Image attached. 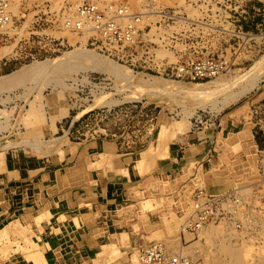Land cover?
Here are the masks:
<instances>
[{
  "label": "rangeland",
  "instance_id": "rangeland-1",
  "mask_svg": "<svg viewBox=\"0 0 264 264\" xmlns=\"http://www.w3.org/2000/svg\"><path fill=\"white\" fill-rule=\"evenodd\" d=\"M86 1L95 2L81 3ZM124 1L131 3L99 0L102 5ZM70 2L17 0L15 32L0 33V49L10 50L0 53V77L36 61H51L81 45L70 42L65 32L55 36L51 23L55 10ZM142 8L154 20L149 16L142 21L145 26H139L134 45L100 50L89 38L83 47L127 72L183 84L216 81L175 77V68L184 61L201 54L214 56L225 63L219 79L234 81L212 99L214 104L194 110L195 101L156 95L154 90L132 84L128 87L126 80L89 68L87 62L84 70L69 65L56 71L52 68L11 88H1L0 264L18 260L29 264H133L131 255L161 242L148 244L146 239L163 233L174 220L180 224L175 232L180 243L192 246V253L187 254L192 264H225L216 258L212 246L222 238L245 245L241 248L247 264L258 253L264 255V72L236 100L221 105L223 94L237 92L256 72L257 62L264 60V0H159ZM159 49L173 55V61H162L157 56ZM55 138H60L56 147L48 146L46 142ZM36 141L41 145L30 146ZM248 143L246 151L243 147ZM102 144L115 146L116 154L125 158L124 170L116 173L128 182L116 186L117 196H104L95 205L89 191L94 188L103 194L106 174L114 172L104 164ZM246 157L252 158L250 165ZM216 177L224 183L221 195L229 200L224 207L230 215L209 246L200 233L182 234L180 229L190 214V197L202 183L210 186ZM111 189L114 186L107 192ZM232 197L239 199L237 205ZM26 253L32 259H26Z\"/></svg>",
  "mask_w": 264,
  "mask_h": 264
},
{
  "label": "bare ground",
  "instance_id": "bare-ground-1",
  "mask_svg": "<svg viewBox=\"0 0 264 264\" xmlns=\"http://www.w3.org/2000/svg\"><path fill=\"white\" fill-rule=\"evenodd\" d=\"M54 1H56V0H54ZM81 1L82 0H71V4H70V6H76V5H78L79 3H81ZM92 1H97V3L99 4V5H101L103 8H104V4L102 5L100 2H99V0H92ZM158 1L159 0H155V2L156 3H158ZM171 1V0H170ZM175 1V0H174ZM14 2V1H13ZM12 2V4H11V7H10V10H11V13H12V15L13 14H15V13H17V11H18V8H17V4L18 3H13ZM129 2H131L130 3V5H129V8H130V10H132V12H134V11H138L137 13H144V12H141V11H144V8H142V7H144L147 3H143V2H141V0H129ZM78 3V4H77ZM118 3V2H117ZM61 5H63V4H61ZM57 6H58V3H57ZM157 7H158V5H156ZM187 6V5H186ZM192 6V5H191ZM42 7H44V6H42ZM62 6H59V8L56 10V11H58L60 8H61ZM155 7V6H154ZM153 8V7H152ZM188 8V7H187ZM192 10V9H191ZM195 11V10H194ZM193 11V12H194ZM192 12V13H193ZM190 13V12H189ZM192 13H191V15H192ZM145 14V13H144ZM150 14V13H149ZM162 14V13H161ZM69 15L71 16V14L69 13ZM143 15V14H142ZM199 15V14H198ZM151 18H152V16L151 15H149ZM148 13L145 15V17H144V20H147L148 19ZM156 17V16H155ZM179 17V16H178ZM198 17V16H197ZM153 19V18H152ZM154 20V19H153ZM183 20H184V18H183ZM214 20V19H213ZM146 24V23H145ZM166 24V23H165ZM13 25V22L11 23V24H8V25H6V26H4V27H0V33H4V34H13L14 32H15V29H13L14 27L12 26ZM144 25V23H142V24H140L139 26L140 27H142ZM181 25H183V24H181ZM138 26V28H140ZM145 26V25H144ZM177 27H179V26H177ZM198 27V26H197ZM143 28V27H142ZM141 29V28H140ZM159 29V28H158ZM166 29H168V28H166ZM23 28L21 29V30H19L18 31V33L20 34V35H22V34H24V33H22L23 31ZM142 31V30H141ZM173 31V30H172ZM174 31H176V29L174 30ZM199 31V30H198ZM25 32V31H24ZM63 32H65V35L67 36V38H68V40L70 41V42H72L73 44H75V43H77V42H75V41H78L81 45L79 46V47H75L73 50H71V51H69V52H65L62 56H60V57H57V58H55V59H53V60H46V61H44V62H38V61H36V62H33V63H31L30 65H28V66H23L21 69H19V70H17V71H15V72H13L12 74H10V75H7V76H1L0 77V89L1 88H5V87H9V88H11V87H13V85H16L17 83H19L20 84V81H21V83H23L22 82V80H29V79H32V78H34V76L35 75H38L39 76V74H41V73H43V72H47L48 70H50V69H52V68H55V71L58 69V68H60V67H62L63 66V68H65V67H67L68 65L69 66H73L74 68L76 67V69L75 70H77L78 68L79 69H82L83 68V70L84 69H87V67L85 66L86 64H85V62H87L88 63V67L89 68H95V70L97 69V70H101V71H107V72H110V73H112V74H114L115 76H116V78H118V79H120V81L121 80H126V82L129 84V86L128 87H130V85L132 84V85H134V87H138V88H142V87H144L145 89H147V90H154L153 92H157V93H160V94H164V95H168V96H176V98H182V99H184V100H186V99H188V100H192V101H195L196 102V106H192L193 108V110H194V108H197V107H203V106H206V103H208V104H211L212 103V99L216 96V95H218L220 92L222 93V91H224V90H226V89H228V87H230V84L234 81H232V82H229V81H227L226 80V82H228V83H226L225 81V83H223V80L221 79H219L220 77H217L215 80L216 81H212V82H209V83H204V84H183V83H176L175 81H168V80H160L159 78L158 79H156V78H154V77H146L145 78V76H142V75H136V74H134V73H131V72H127L125 69H122V68H120V67H118L117 65H115V64H113L110 60H108L107 58H105V57H103V56H101V55H98V54H96L95 52H93V51H91V50H89V49H86V47H83V43H85V41H86V39H87V34L85 33L83 36H77V35H74V34H71V33H69V32H67V31H63ZM22 33V34H21ZM173 33V32H172ZM17 34V33H16ZM56 35H59L58 33L56 34ZM61 35V34H60ZM157 35V34H156ZM178 35V34H177ZM8 36V35H7ZM14 36H15V34H14ZM192 36V35H191ZM76 38V39H75ZM18 39V38H17ZM207 40V39H206ZM75 42V43H74ZM16 43V42H15ZM180 44V43H179ZM11 45V44H10ZM134 45V44H133ZM13 46V44L11 45V47ZM131 46V45H130ZM202 46V45H201ZM214 46V45H213ZM6 47V46H5ZM175 47V46H174ZM194 47H196V46H194ZM12 49V48H11ZM164 49V48H163ZM204 49V48H203ZM128 50H129V48H128ZM0 53H2L3 55L4 54H7L10 50L8 49V48H1L0 49ZM168 51H165V50H158L157 51V56L160 58V59H163L162 61H173V55L171 56V54L170 53H167ZM172 53V52H171ZM1 54V55H2ZM182 55V54H181ZM262 58H263V56H262ZM181 60H184V59H181ZM78 63V64H77ZM257 63H259V67H257V70H256V72H253L250 76H248L247 78H246V81H245V85H241L242 87L240 88V87H238L240 84H239V82H237L238 83V85L236 84V86L239 88V90L237 91V92H234V93H227V94H223V96H222V98H223V100H222V102H221V105L222 104H226V103H228V102H231V101H234V100H236L238 97H239V95L241 96L243 93H245V91H247V90H249L252 86H254L255 84H256V82H257V80H258V77L261 75V73L262 72H264V60H263V62H262V60H261V64H260V62H257ZM72 64H77L78 66H74V65H72ZM80 66V67H79ZM255 66V65H254ZM254 66H252V67H254ZM256 66H257V64H256ZM255 66V67H256ZM253 70H255V69H253ZM59 71V70H58ZM65 72V71H64ZM63 72V73H64ZM72 72V71H71ZM71 72H69L68 71V73H67V76L68 75H70V77H71ZM55 73V72H54ZM56 74H58V73H56ZM250 74V73H249ZM46 75V74H45ZM59 75V74H58ZM57 75V76H58ZM245 75V74H244ZM41 76V75H40ZM47 76V75H46ZM65 76H66V74H65ZM113 76V75H112ZM50 77V76H49ZM60 77H61V75H60ZM59 77V78H60ZM223 77V76H222ZM46 78V77H45ZM67 78V77H66ZM69 78V77H68ZM72 78V77H71ZM237 78V77H236ZM236 78H233V79H236ZM58 79V78H57ZM162 79V78H161ZM218 79V80H217ZM228 79V78H227ZM220 80V81H219ZM225 80V79H224ZM232 80V79H231ZM222 81V82H221ZM240 81H243V80H240ZM119 82V81H118ZM243 84V83H242ZM124 84H122V86H123ZM234 85V84H233ZM127 87V86H126ZM133 88V87H132ZM144 88H143V90H144ZM134 89V88H133ZM132 90V89H131ZM231 90V89H230ZM137 91V90H136ZM227 91H229V90H227ZM142 92V91H141ZM146 92V91H145ZM150 92V91H149ZM155 93H154V95H155ZM156 93V95H158ZM130 94H132V93H130ZM129 94V95H130ZM136 94V93H135ZM124 95V94H123ZM126 95V94H125ZM133 95V94H132ZM132 95H130V96H132ZM149 95H151V94H149ZM153 95V94H152ZM220 95H222V94H220ZM135 96V95H134ZM219 96V95H218ZM217 96V97H218ZM125 97H129L128 96V94H127V96H125ZM139 97H141L140 95H139ZM151 97V96H150ZM155 97V96H154ZM156 97H158V96H156ZM161 97V96H160ZM221 97V96H220ZM130 98H132V97H130ZM174 98V97H173ZM125 99H127V98H125ZM137 99H139V98H137ZM171 99V98H170ZM177 99V100H178ZM217 99V98H216ZM215 99V100H216ZM104 100H105V98H104ZM104 100H103V102H104ZM130 100V99H129ZM134 100H135V97H134ZM175 100V99H174ZM211 100V102L209 103V101ZM221 100V99H220ZM106 101V100H105ZM111 101V100H110ZM124 101V100H123ZM131 101V100H130ZM182 101V100H181ZM187 101V100H186ZM192 101L190 102V103H192ZM208 101V102H207ZM174 102H176V101H174ZM215 102H217V101H215ZM96 103V102H95ZM102 103V102H101ZM176 103H178V102H176ZM218 103H219V101H218ZM99 104V103H98ZM109 104V103H108ZM112 104H114L113 102H112ZM111 104V105H112ZM175 104V103H174ZM180 104V103H179ZM183 104V103H182ZM212 104H214V103H212ZM110 105V106H111ZM185 105V104H184ZM194 105V104H193ZM211 106V105H210ZM188 107V106H187ZM190 107V106H189ZM236 109V108H235ZM182 110V109H181ZM185 110H188V108L187 109H185ZM197 111V110H196ZM248 112V111H247ZM59 114L61 113V111L60 112H58ZM187 113H189V111H186V114ZM248 114V113H247ZM235 116V115H234ZM187 117V116H186ZM55 118H59L58 116H56ZM238 120V119H237ZM243 124V123H242ZM251 130V129H250ZM59 139L60 138H55V139H52V140H50L49 142H46L47 143V145L49 144V145H51L52 147L53 146H55L56 147V143L59 141ZM33 140V139H32ZM25 141H27V140H25ZM24 141V142H25ZM31 141V140H30ZM38 141V140H37ZM34 142V143H32V144H30V143H27L26 145H28V144H30V146H32V147H38V146H40L41 144L40 143H38V142ZM20 142V141H19ZM39 142H40V140H39ZM43 142V141H42ZM12 143V142H11ZM14 143V142H13ZM17 143V142H16ZM21 143H22V141H21ZM20 143V144H21ZM255 143V142H254ZM7 144V143H6ZM25 144V143H24ZM42 145H44V144H42ZM47 145H44V147L45 146H47ZM48 145V146H49ZM4 146H5V144H4ZM14 146V145H13ZM51 146H50V148H51ZM249 143L248 144H246V145H244V149L246 150V151H248V149H249ZM2 147H3V145H2ZM10 147V146H9ZM14 147H16V146H14ZM55 147H53V148H55ZM256 147V146H255ZM36 148H34V149H36ZM42 148V147H41ZM33 149V150H34ZM261 149V148H260ZM39 150V149H38ZM45 150V149H44ZM47 150H48V148H47ZM47 150L44 152V153H46L47 152ZM51 150V149H50ZM262 150V149H261ZM40 151V150H39ZM34 152H36V151H34ZM38 152V151H37ZM41 152H42V149H41ZM260 152V151H259ZM38 154H40V153H38ZM262 154V153H261ZM1 157H3V156H1L0 155V163H1ZM211 157V156H210ZM258 157H259V155H258ZM257 157V158H258ZM246 159L249 161V163H248V165H250L251 164V161H252V158L251 157H246ZM260 161H261V159H260ZM263 161V160H262ZM20 163V162H19ZM185 163V162H184ZM264 163V162H263ZM263 165V164H262ZM185 166V165H184ZM261 166V165H260ZM12 167V166H11ZM188 167H190V166H188ZM263 167V166H262ZM181 168V167H180ZM187 168V167H186ZM177 170V169H176ZM263 170V169H262ZM264 171V170H263ZM216 174V173H215ZM211 179V178H210ZM213 179V180H212ZM211 179V182H210V186H205L203 183L200 185L201 187L199 188V190H201V191H203V192H205V193H207V194H210V195H215V194H219L220 193V195H221V189L223 188V182L221 181V179H219V178H217L216 177V179L215 178H212ZM243 185V184H242ZM241 186V185H240ZM245 186V185H244ZM240 188V187H239ZM238 188V189H239ZM231 189V188H230ZM247 189V188H246ZM228 190V189H227ZM235 190H236V188H235ZM242 190V189H241ZM226 191V190H225ZM224 191V192H225ZM245 191V190H244ZM230 192V191H229ZM232 192V191H231ZM237 192H240V190H237ZM214 193V194H213ZM246 193V192H245ZM232 194V193H231ZM235 194V193H234ZM223 195V194H222ZM221 195V196H222ZM224 195H227V194H224ZM226 197V196H225ZM238 197V196H237ZM240 197H242V196H240ZM191 198V197H190ZM189 198V199H190ZM227 198V197H226ZM233 198V197H232ZM239 198V197H238ZM227 200V199H226ZM239 200V199H238ZM190 201H191V199H190ZM231 202V201H230ZM241 202V201H240ZM227 203H229V202H227ZM230 204V203H229ZM234 204V203H233ZM241 204V203H240ZM235 205V204H234ZM237 205V204H236ZM226 206V205H225ZM241 206V205H240ZM228 207V206H227ZM237 208H238V206H237ZM224 209H226V207H224ZM239 209V208H238ZM188 211V210H187ZM190 211H191V207H190ZM235 212H236V209H235ZM238 212V211H237ZM187 214H189L188 212H186ZM232 213V212H231ZM173 215V214H172ZM184 215V214H183ZM235 215H236V213H235ZM241 216V215H240ZM173 217V216H172ZM172 217H170L171 219H172ZM184 217V216H183ZM183 217H181V218H183ZM235 217H237V216H235ZM175 219H176V217H174ZM187 218V217H186ZM186 218H184V220L186 219ZM178 219V218H177ZM183 220V221H184ZM224 221V220H223ZM223 221H220L218 224H217V226H212V225H214V224H207L205 227H203L202 229H201V231L199 232L200 233V235H203L204 237L203 238H205V240L207 241V243L208 244H210L209 246H211V244L212 243H214V238H217V237H214V234H216V232H219V228H222L223 229V227L221 226V224L223 225ZM73 222V221H72ZM244 222V221H243ZM165 223V222H164ZM167 223V222H166ZM182 223V222H181ZM233 224V223H232ZM177 225H180V224H178V221H176V220H174L173 222H169L168 224H166V228H165V230L163 231V233H159L158 235H154V233L152 234V235H154V236H152V235H150V237H149V239H146V240H148V244L150 243V242H153V241H161L163 244H165L166 245V247H167V249L171 252V253H174V250H177L178 249V251L177 252H175V253H179V254H182V255H186L187 256V254L189 255V253H192V251L193 250H191L190 248L192 247H184V243L183 244H181L180 242H181V239H180V235H179V233H177V234H175V232L176 231H179V229L178 230H176L178 227H177ZM241 225V224H240ZM221 226V227H220ZM226 227V226H225ZM235 228H237V227H235ZM240 228H241V226H240ZM181 229H182V226H181ZM180 229V230H181ZM230 229V228H229ZM160 230V229H159ZM226 230V229H225ZM224 230V231H225ZM161 231V230H160ZM222 231V230H221ZM223 231V232H224ZM229 231V230H228ZM232 231V230H231ZM230 231V232H231ZM234 231V230H233ZM154 232V231H153ZM157 233V232H156ZM224 233H226V231L224 232ZM223 233V234H224ZM228 233V232H227ZM175 234V235H174ZM236 234V233H235ZM240 234H242V233H240ZM239 234V235H240ZM169 235H172V237H170ZM179 235V236H178ZM190 235V234H189ZM229 235V234H228ZM234 235V234H233ZM186 236H188V235H186ZM195 236V235H194ZM197 236H199V235H197ZM219 236V235H218ZM235 236H237V234L235 235ZM231 237V236H230ZM2 238V237H1ZM221 238H222V236H221ZM242 238V237H241ZM188 239H190V238H188ZM225 239H227V238H225ZM224 238H222V239H220L219 240V243H214L212 246H213V248L215 249V251L214 252H217V256H216V258L217 259H221L223 262L222 263H225V264H247V262H245V257H244V251H243V249L241 248V247H244L245 245H241V246H239V245H236V244H232V243H230L229 241H227V242H229V243H227L226 241H224L225 240ZM204 240V241H205ZM230 240V239H229ZM143 241V240H142ZM187 241H189V240H187ZM192 241V240H191ZM246 241V240H245ZM192 243V242H191ZM198 243V242H197ZM245 243V242H244ZM264 243V242H263ZM201 244V243H200ZM199 243H198V245H200ZM205 244V243H204ZM194 245V244H193ZM264 245V244H263ZM21 246V245H20ZM207 246V245H206ZM206 246H205V248H206ZM262 247V246H261ZM264 247V246H263ZM138 248V247H137ZM204 248V247H203ZM202 248V249H203ZM17 249V248H16ZM198 249V248H197ZM201 249V248H200ZM201 249V250H202ZM211 249V248H210ZM209 249V250H210ZM3 250H4V247H3ZM207 250V249H206ZM1 251H2V248H1ZM6 251V250H5ZM134 251V250H133ZM198 252L200 251L199 249L197 250ZM211 251H213V250H211ZM254 251V250H253ZM262 251H263V249H262ZM132 252V251H131ZM195 252H196V250H195ZM201 252V251H200ZM213 252V253H214ZM259 252H260V250H259ZM1 253V252H0ZM133 253V252H132ZM138 253V254H137ZM139 253H140V251L138 250V251H135L132 255H131V257L129 258V261H131L133 264H140V255H139ZM207 253H210V252H207ZM204 254H205V252H204ZM256 254V253H255ZM128 255V254H127ZM213 254H211V256H212ZM216 255V254H215ZM32 257L33 256H31V254H29V253H26V256H25V258L26 259H32ZM214 257V256H213ZM250 257H251V255H250ZM244 258V259H243ZM5 259V258H4ZM34 260L35 259H37L36 257L35 258H33ZM214 259V258H213ZM220 260V261H221ZM36 261V260H35ZM247 261V260H246ZM250 262V264H264V255H262V253H260V255H259V253H258V256H256L255 258H253L252 260H250L249 261ZM37 264H38V262H37ZM212 264V263H211Z\"/></svg>",
  "mask_w": 264,
  "mask_h": 264
},
{
  "label": "built area",
  "instance_id": "built-area-1",
  "mask_svg": "<svg viewBox=\"0 0 264 264\" xmlns=\"http://www.w3.org/2000/svg\"><path fill=\"white\" fill-rule=\"evenodd\" d=\"M13 1L17 0H0V27L13 22L10 10ZM141 2L152 4L155 0ZM142 14L132 13L125 1L118 4L112 2L104 5V8L97 2L86 1L76 6L66 4L58 11L55 10L51 15V23L55 29V36L63 31L77 36L86 33L87 39L90 38L88 42L92 40V46L111 51L113 48H124L134 43L139 32L138 26L145 17V14ZM61 39L63 43L64 39ZM224 65L225 63L218 57L201 54L179 64L175 68V77L192 82L211 80L224 73ZM230 199H233L234 204L239 202L238 198ZM226 201L229 200L223 196H212L201 190L194 192L190 201V214L182 225V234L194 235L207 224L223 221L230 215L223 208ZM236 227L239 228L238 225ZM139 255L140 264H192L188 256L171 253L162 242H153L145 246Z\"/></svg>",
  "mask_w": 264,
  "mask_h": 264
},
{
  "label": "crops",
  "instance_id": "crops-1",
  "mask_svg": "<svg viewBox=\"0 0 264 264\" xmlns=\"http://www.w3.org/2000/svg\"><path fill=\"white\" fill-rule=\"evenodd\" d=\"M100 151H101V155L105 156L107 158L106 163H104L108 169L110 167V169H113V173L109 172L111 170L108 171L109 175L106 174L107 178V183H106V188L102 190L103 194L100 195V191H98V189H91V191L86 192L85 193V200L89 199L87 196V193L90 195H93L89 200H92L93 202L95 201V205H98L97 202L102 201V199L104 198V196H109L112 195V197L117 196L118 194V190L116 188V186H121L125 183L128 182V178H123V175L116 173V171H120V170H124L123 167L126 165V160L125 158H121L119 157L117 153V148L113 145L110 144H102L100 146ZM118 156V157H117ZM108 158H111V160H109ZM118 174V175H117ZM62 180H64L63 178H61ZM65 181V180H64ZM112 186H114L115 190H110V193L107 192V190H109ZM105 191V193H104ZM68 193V192H67ZM69 194V193H68ZM73 195H75V193L73 192ZM70 197V195H69ZM77 198V197H76ZM10 264H29L23 260H18V261H12L10 262Z\"/></svg>",
  "mask_w": 264,
  "mask_h": 264
}]
</instances>
